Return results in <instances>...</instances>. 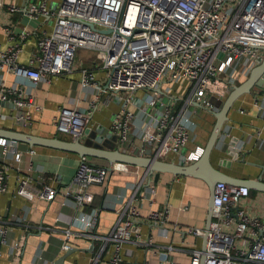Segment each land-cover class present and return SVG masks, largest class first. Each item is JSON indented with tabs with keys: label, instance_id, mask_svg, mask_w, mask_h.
<instances>
[{
	"label": "built area",
	"instance_id": "obj_1",
	"mask_svg": "<svg viewBox=\"0 0 264 264\" xmlns=\"http://www.w3.org/2000/svg\"><path fill=\"white\" fill-rule=\"evenodd\" d=\"M0 8L7 16L18 14L36 23L34 30L17 21L2 26L8 44L0 47V123L10 120L13 126L25 125L30 119L29 108L38 106L24 84L36 87L68 72L75 52L85 49L93 52L104 71L101 91L107 97L115 96L119 104L109 121L116 147L133 155H143L147 147L148 156L157 160H176L181 152L184 163L198 158L199 146L183 151L192 129L185 105L208 107L209 98H224L256 65L264 46V0H0ZM31 34L36 36L34 50L23 63L19 60L21 45ZM4 75L17 81L5 82ZM162 82H185V94L178 98L159 94ZM78 83L81 88L99 90L89 69H80ZM135 92L145 93L141 106L149 109L146 118L136 121L137 126ZM163 96H168L166 103ZM6 104L10 105L9 113L1 111ZM86 120L87 113L60 108L53 123L57 132L70 135ZM16 143L0 138V157L18 162L23 150ZM24 152L31 154L33 150L29 146ZM128 166L113 163L111 170L126 171ZM106 174L105 166L79 157L62 194L80 210L92 200L87 188L102 184ZM4 178L0 167V192L5 190ZM48 178L40 175L34 182L18 175L13 193L27 201H49L56 190L43 184ZM248 191L245 186L214 183L205 249L191 250L188 264H198L201 254L203 264H264V217L248 215L238 206ZM153 195L150 181L144 186L135 184L116 209L115 222L104 236L89 234L96 219L94 209L81 211L73 223L88 239H98L101 251L110 244L111 264H126L121 262L118 249L137 231L138 201L145 198L150 202ZM164 213L149 210L146 218L161 224ZM22 220L11 215L5 223L19 224ZM7 232L0 221V243L7 247L8 264H18L24 236L8 240ZM189 232L201 235L203 231L190 228ZM63 233L64 239L71 236L68 230ZM63 241L61 251L68 248Z\"/></svg>",
	"mask_w": 264,
	"mask_h": 264
},
{
	"label": "crops",
	"instance_id": "obj_2",
	"mask_svg": "<svg viewBox=\"0 0 264 264\" xmlns=\"http://www.w3.org/2000/svg\"><path fill=\"white\" fill-rule=\"evenodd\" d=\"M16 21L26 23L33 30L36 28L35 22L25 21L18 14L7 16L0 8L1 48L8 44L2 26ZM35 37L31 34L23 41L20 62H26L33 52ZM82 68L91 71L94 85L99 90L93 86L81 88L78 82ZM4 79L5 82L17 81L9 75H4ZM104 83V71L98 67L93 52L78 49L68 72L52 76L36 87L24 84L29 88L34 103L38 106V109L29 108V121L23 126H13L10 120H4L0 127H11L41 137L68 140L69 134L57 132L53 123L58 110L64 108L80 114L87 113V120L79 129L86 127L96 134L104 135L109 131L111 115L119 107L115 96L107 97V93L101 91L104 89ZM185 84L162 82L158 93L178 98L185 94ZM141 96L142 92H135L133 97L140 99ZM167 97H161L162 102L166 103ZM216 108V104H210L208 107L198 104L185 105V114L192 124V129L184 153L192 150L194 146L202 147L213 123L211 113ZM133 109L134 123L137 126L136 121L146 118V112ZM10 110L9 104L1 109L4 113H9ZM230 143L237 151L233 160L228 154ZM16 145L19 150H23L18 162L9 156L0 157V167L5 174V190L0 192V221L8 228V240L24 236L18 264H49L61 256L64 251H61L59 246L64 239V230H68L71 235L63 241L67 244V249H75L63 258L62 264H111L108 261L112 254L110 244L104 245L101 251L98 239L90 240L81 234L73 219L81 211L86 213L94 209L96 219L89 234L106 235L115 222L116 209L129 196L131 188L139 182L141 186L146 184L147 175L144 171L134 166H128L126 171L111 170L102 184L87 188L92 194L91 203L78 210L71 200L63 196L62 188L71 179L79 156L40 146H31L33 153L29 154L24 152L29 146L21 143ZM86 159L93 164L103 167L106 165L100 159ZM222 159L231 161L228 166H224L220 164ZM168 161L175 160L170 157ZM209 162L214 168L230 176L253 179L259 174L264 181V167H258L264 166V89L254 86L249 93L239 96L231 104L215 146L210 152ZM18 175H25L34 182H37L40 175L49 177L43 184L55 188L54 197L49 201H27L15 196L13 190ZM149 178L154 195L150 202L145 198L138 201L139 214L135 222L137 231L130 240L120 245L119 258L126 264H188L190 251H200L204 246V236L194 235L189 229L203 231L207 190L200 180L191 177L159 173L155 181H152V175ZM238 206L248 215L264 217V193L248 191V196L242 199ZM149 210L165 211L161 224H154L146 218ZM11 215L21 217L22 222L5 223ZM7 253V247L0 243V264H8Z\"/></svg>",
	"mask_w": 264,
	"mask_h": 264
},
{
	"label": "water",
	"instance_id": "obj_3",
	"mask_svg": "<svg viewBox=\"0 0 264 264\" xmlns=\"http://www.w3.org/2000/svg\"><path fill=\"white\" fill-rule=\"evenodd\" d=\"M261 49V57L240 83L234 85L221 100L209 98V103L216 104L217 107L216 110L211 113L213 116V123L208 132L207 138L201 147V153L196 160L189 163H184L182 152L177 156V159L174 162L157 160L148 156L149 149L147 147H144L143 155L125 153L123 150L116 147L115 136L111 132L108 131L106 134L100 135L90 131L86 127L83 130L81 128L75 129L70 133V138L68 140L59 139L57 137H41L16 129L0 127V138L25 144L30 147H46L71 152L79 157L103 160L106 164L105 169L108 174L111 171V165L113 163L134 166L144 171L147 175L146 182L150 181V175H152V181H155L159 173H167L172 176L191 177L200 180L207 190L206 215L202 232V235L204 236V246H202L200 250L203 252L205 249L206 234L211 220V192L214 183L223 182L233 186H245L249 191L264 193V181H262L259 174L253 179L233 177L214 168L209 162L210 152L215 146L223 122L226 120V113L231 107V104H233L239 96L249 93L254 86L264 89V46ZM144 96L145 93H142L140 99H135L133 101V105L135 108L148 112L149 109L147 107L141 106ZM155 108L156 113H158L157 104L155 105ZM133 142L136 143L137 146H141V143L138 140L134 139ZM228 151L231 160H233L237 151L232 147V143H230ZM231 160L222 159L220 164L228 166ZM246 163L249 165H256L251 162ZM258 167L263 168L264 166L258 165ZM74 249L75 248L66 249L61 256L57 257L49 264H62L63 258L70 252L74 251ZM203 261L204 255L201 254L198 264H203Z\"/></svg>",
	"mask_w": 264,
	"mask_h": 264
},
{
	"label": "trees",
	"instance_id": "obj_4",
	"mask_svg": "<svg viewBox=\"0 0 264 264\" xmlns=\"http://www.w3.org/2000/svg\"><path fill=\"white\" fill-rule=\"evenodd\" d=\"M242 80H243V79H242ZM242 80H240L238 83H240ZM238 83H237V84H238ZM4 128H5V127H4ZM6 128H9V129H14V128H11V127H6Z\"/></svg>",
	"mask_w": 264,
	"mask_h": 264
},
{
	"label": "rangeland",
	"instance_id": "obj_5",
	"mask_svg": "<svg viewBox=\"0 0 264 264\" xmlns=\"http://www.w3.org/2000/svg\"><path fill=\"white\" fill-rule=\"evenodd\" d=\"M179 89H180V87H179ZM167 100V99H166Z\"/></svg>",
	"mask_w": 264,
	"mask_h": 264
}]
</instances>
